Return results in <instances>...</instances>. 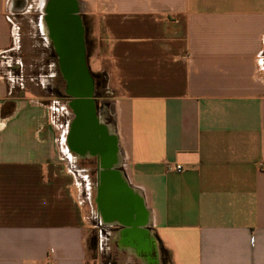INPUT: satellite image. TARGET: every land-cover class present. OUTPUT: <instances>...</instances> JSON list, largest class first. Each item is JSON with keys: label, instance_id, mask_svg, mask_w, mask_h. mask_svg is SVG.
I'll return each instance as SVG.
<instances>
[{"label": "crops", "instance_id": "1", "mask_svg": "<svg viewBox=\"0 0 264 264\" xmlns=\"http://www.w3.org/2000/svg\"><path fill=\"white\" fill-rule=\"evenodd\" d=\"M28 1L0 0V264H90L93 204L62 167L54 109L8 76L15 14L36 15L47 39V0ZM76 1L89 71L116 95L119 170L145 212L147 249L120 252L264 264V0Z\"/></svg>", "mask_w": 264, "mask_h": 264}, {"label": "water", "instance_id": "2", "mask_svg": "<svg viewBox=\"0 0 264 264\" xmlns=\"http://www.w3.org/2000/svg\"><path fill=\"white\" fill-rule=\"evenodd\" d=\"M78 8L76 0L46 2L47 20L64 52L70 107L76 115L70 137L71 150L79 158H99L97 202L100 213L108 220L107 224L113 219H122L124 224L117 223L126 228L122 237L132 247L146 248L148 241L142 229L145 221L142 202L119 170L117 138L103 123L94 104L95 81L86 64L84 27L77 14Z\"/></svg>", "mask_w": 264, "mask_h": 264}, {"label": "rangeland", "instance_id": "3", "mask_svg": "<svg viewBox=\"0 0 264 264\" xmlns=\"http://www.w3.org/2000/svg\"><path fill=\"white\" fill-rule=\"evenodd\" d=\"M33 1L30 0V4H33ZM35 17L37 16L30 13L15 14L13 17L16 36L15 49L11 54V66L8 68L10 83L16 87L22 85L26 91H29L30 96L43 98L54 109V122L58 130L57 137L62 167L71 169L76 174L75 180L79 188L80 199L89 207L90 203L93 204V211L91 209L89 213L92 224V232L88 237V261L90 264H142L139 257L120 252L122 241L118 238V232L123 231L122 226L106 225L100 218L97 202L99 189L97 179L99 178L98 176L96 180L89 178L91 174L87 165L90 164L84 163L76 154H72L73 156L70 155V152L68 154L67 133L72 116L71 114H65L62 110V107L68 102L65 99L62 87L58 88L60 92L57 91L56 87L60 83L58 84V78H54V76H57L54 63L41 56L42 51L40 48L45 46L46 43L39 35ZM101 82L97 103L101 104L103 109L100 110L99 117L118 141L116 95L106 87L103 77Z\"/></svg>", "mask_w": 264, "mask_h": 264}, {"label": "flooded vegetation", "instance_id": "4", "mask_svg": "<svg viewBox=\"0 0 264 264\" xmlns=\"http://www.w3.org/2000/svg\"><path fill=\"white\" fill-rule=\"evenodd\" d=\"M28 0H14V9L15 10H25L28 8ZM46 16V37L47 39H45L42 34L41 31L39 30V35L42 37V40L46 43L45 46L41 47L40 50L42 51L41 56L45 57L47 61H52L54 63V68L57 70V76H54V78H58V87L57 91L59 90V87H62L63 89V93L67 94L65 95V99L67 100V102L69 103V96H68V92L70 90V85L69 82L67 80V75H66V71L64 69V52L63 49L58 41V39L55 36L54 31L52 32V26L49 24V21L47 20L48 18V14L45 15ZM36 22L38 21L37 18L35 17ZM82 20V25L84 27V21ZM39 26V25H38ZM88 50H89V42L87 40V35H86V30L84 27V55H85V59H86V64H87V57H88ZM88 67V65H87ZM89 69V68H88ZM92 74V73H91ZM93 76V74H92ZM94 78V77H93ZM95 81V96H94V104L96 106V111L97 114L99 115L100 110L103 109L102 105L97 103V101L99 100V97L97 96L99 93V89L102 85V82L100 79H96L94 78ZM57 83V82H56ZM60 92V90H59ZM70 104V103H69ZM72 119L69 122L68 125V133H67V144L69 147V150L72 152L71 148V142H70V137H71V132L73 129V124L74 121L76 119V115L74 114V112L72 111L71 113ZM108 120V119H107ZM73 149V148H72ZM73 154H76L75 152H72ZM77 155V154H76ZM81 159L84 163H88L90 165H87L90 169V179H95L97 177L98 174V166H99V158L98 157H84V158H79ZM117 229V228H116Z\"/></svg>", "mask_w": 264, "mask_h": 264}, {"label": "bare ground", "instance_id": "5", "mask_svg": "<svg viewBox=\"0 0 264 264\" xmlns=\"http://www.w3.org/2000/svg\"><path fill=\"white\" fill-rule=\"evenodd\" d=\"M134 215L135 214H133V218H134ZM101 216H102V220L103 221H105V223L106 222H108V220L107 219H105V216H103V214L101 213ZM111 222V224H113V222L114 223H121L122 222V224H124V221L122 220V219H113V220H111L110 221ZM122 247L124 248V249H126V250H130V251H134V253H136V254H139L140 253V249L138 248V247H132L128 242H127V240H126V238H123L122 237Z\"/></svg>", "mask_w": 264, "mask_h": 264}, {"label": "built area", "instance_id": "6", "mask_svg": "<svg viewBox=\"0 0 264 264\" xmlns=\"http://www.w3.org/2000/svg\"><path fill=\"white\" fill-rule=\"evenodd\" d=\"M167 169H168V171H173V170H175V171L178 172V173H181V172L183 171V167H182V166H175V167H173V166H168Z\"/></svg>", "mask_w": 264, "mask_h": 264}, {"label": "trees", "instance_id": "7", "mask_svg": "<svg viewBox=\"0 0 264 264\" xmlns=\"http://www.w3.org/2000/svg\"><path fill=\"white\" fill-rule=\"evenodd\" d=\"M93 77L96 78V79H102V76L101 75H96V74H93Z\"/></svg>", "mask_w": 264, "mask_h": 264}]
</instances>
